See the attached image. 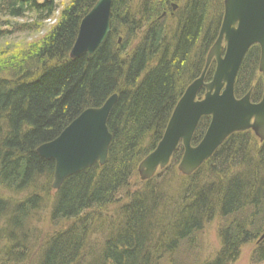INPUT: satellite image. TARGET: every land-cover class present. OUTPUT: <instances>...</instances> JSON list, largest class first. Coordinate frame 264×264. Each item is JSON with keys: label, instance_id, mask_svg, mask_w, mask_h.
Returning <instances> with one entry per match:
<instances>
[{"label": "trees", "instance_id": "trees-1", "mask_svg": "<svg viewBox=\"0 0 264 264\" xmlns=\"http://www.w3.org/2000/svg\"><path fill=\"white\" fill-rule=\"evenodd\" d=\"M57 1L0 0V42L18 32L42 35L0 44V264H163L165 257L179 264L173 258L181 246L197 245L204 225L216 218L223 224L221 250L201 264L235 263L242 247L264 236V142L251 132L231 136L175 185L184 151L179 146L164 171L143 182L147 186L125 206L108 211L122 202L120 194L161 141L187 87L202 75L225 0H180L175 11V0H113L111 33L93 55L76 60L69 54L81 21L98 0H69L65 6ZM30 16L32 22L12 23ZM259 60L254 46L237 76V98L252 91V102L261 100ZM214 72L212 63L206 82ZM114 94L106 164L70 177L54 192L55 163L37 149ZM209 123L210 118L200 121L194 146ZM199 177L211 181L199 184ZM167 193L176 195L169 212ZM46 210L49 221L65 226L36 255L34 224ZM95 238L104 241L95 245ZM254 257L264 262V239Z\"/></svg>", "mask_w": 264, "mask_h": 264}, {"label": "water", "instance_id": "water-1", "mask_svg": "<svg viewBox=\"0 0 264 264\" xmlns=\"http://www.w3.org/2000/svg\"><path fill=\"white\" fill-rule=\"evenodd\" d=\"M112 6L113 0H98L83 18L70 52L71 60L84 54L93 55L102 46L111 33ZM253 46L260 48L259 72L264 77V0H225L223 23L206 67L178 102L156 149L140 163L138 173L142 182L169 165L179 144L184 154L178 171L189 177L233 134L252 131L264 141V93L257 104L251 102V92L241 99L235 97L238 73ZM214 59L215 74L206 84L205 76ZM203 88L205 95L197 100ZM117 98L115 94L102 107L84 111L57 139L38 148L41 158L55 163L53 190L58 191L67 179L96 164L101 167L106 164L112 142L107 124ZM204 117L211 118L210 125L202 141L192 146L193 136Z\"/></svg>", "mask_w": 264, "mask_h": 264}, {"label": "rangeland", "instance_id": "rangeland-1", "mask_svg": "<svg viewBox=\"0 0 264 264\" xmlns=\"http://www.w3.org/2000/svg\"><path fill=\"white\" fill-rule=\"evenodd\" d=\"M69 3V0H58L57 4L61 6H65ZM58 17V14L55 15V18ZM55 18L52 19L51 21H47L45 23L46 29L50 28L54 24ZM34 20L33 16L26 17L24 19L20 20H12V23H28L32 22ZM40 34L37 33V30L35 32L29 31L25 33H15L11 36L10 39L5 40L0 42L1 45L3 44H11V43H19V42H27V41H33L39 38ZM256 145H259L256 142ZM179 165V164H178ZM164 171V170H163ZM162 172V171H159ZM158 172V173H159ZM213 175L216 176L217 171H214L212 173ZM189 177L182 176L181 173L178 171V166L176 169L175 173V185L179 183H184ZM205 178V177H204ZM200 183L203 185L206 182H210V179L205 178V183L201 180L202 177H199ZM147 186V183L141 182L139 175L134 177L129 182L128 187L123 191L122 194H120V200L122 202H117L116 205L113 206V208H109L108 211L113 212L121 207L125 206L127 203L130 202L131 198L133 197L134 193L137 192L138 190L142 189V187ZM54 195V192H53ZM52 195V196H53ZM14 199L21 198L19 195H13L12 196ZM166 197L167 201L164 206V211L166 210L169 212L170 210L173 209L174 205V200L176 199V195L173 193H167L164 195ZM42 213V217L39 219L38 222L34 224V226L37 227V232H36V238L34 239V249L33 252L36 253V255L39 254V248L44 244V241L49 238V236L54 235L58 232L61 231V229L64 228L65 225L63 224H53L51 221H49L48 218V212H40ZM72 223L70 222L68 225H71ZM222 221L218 218L215 220H211L209 223L205 224L203 229L200 231V233L197 235L198 244H194L193 246H188L187 244H183L179 250V252L176 253L173 259H176L177 261H180L179 264H201V262L208 261L212 259L217 252L221 250V240H220V230L223 227L222 226ZM105 234V232L103 231ZM39 238V239H38ZM95 245H99L104 241V238H95L94 240ZM261 238L259 240H255L253 243H249L248 245L246 244L244 247H242L240 256L238 260L233 263V264H264V262L257 261L256 258L254 257V253L257 250V247L259 246ZM33 258V256H32ZM32 258L30 263L32 262ZM33 260H35L33 258ZM163 264H169L168 258L165 257L164 260L162 261Z\"/></svg>", "mask_w": 264, "mask_h": 264}, {"label": "bare ground", "instance_id": "bare-ground-1", "mask_svg": "<svg viewBox=\"0 0 264 264\" xmlns=\"http://www.w3.org/2000/svg\"><path fill=\"white\" fill-rule=\"evenodd\" d=\"M246 132H249V131H246ZM241 133H245V132H239V133H236V134H241ZM234 135V134H233Z\"/></svg>", "mask_w": 264, "mask_h": 264}]
</instances>
